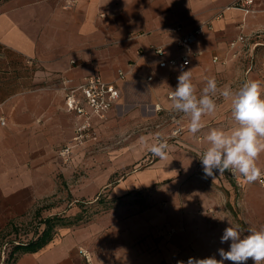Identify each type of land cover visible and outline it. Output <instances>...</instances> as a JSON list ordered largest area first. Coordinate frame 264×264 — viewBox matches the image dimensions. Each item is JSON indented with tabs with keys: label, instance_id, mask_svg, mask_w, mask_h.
<instances>
[{
	"label": "crops",
	"instance_id": "0c3cea01",
	"mask_svg": "<svg viewBox=\"0 0 264 264\" xmlns=\"http://www.w3.org/2000/svg\"><path fill=\"white\" fill-rule=\"evenodd\" d=\"M234 2L0 0V232L50 193L56 148L73 142L76 127L85 122V116L67 109L63 80L77 83L93 74L116 80L121 97L114 108L129 96L147 98L153 107L162 105V111L154 112L165 114L168 123L160 132L169 146L167 159L156 157L110 187L111 195L123 200L108 212L105 228L94 224L90 237L81 228L60 229L43 248L21 254L15 264H103L85 247L94 246L92 237L98 239L102 229H108L107 264H187L189 257L220 259L218 249L229 250L230 242L222 244L220 238L230 225L221 217L245 235L264 228V190L258 181L243 182L239 189L230 171L206 177L199 159L212 129L238 126L232 113L220 109L204 115L202 129L192 134L190 116L177 114L169 97L181 67L159 66L183 53L177 43L183 34L209 21L211 28L200 34L191 64L183 68L192 72L195 94L199 97L213 77L220 90L255 80L257 69L240 62L263 43L264 0H255L254 12L247 14L232 7ZM241 33L248 45L233 57L231 42ZM119 70L131 72L117 80ZM220 96L218 91L213 97L216 104ZM222 100L220 108L231 106ZM107 122L108 117L91 118L93 128ZM177 125L186 126L182 134L168 137ZM257 166L264 172V153ZM142 190L147 191L144 197L133 193Z\"/></svg>",
	"mask_w": 264,
	"mask_h": 264
},
{
	"label": "rangeland",
	"instance_id": "374dc122",
	"mask_svg": "<svg viewBox=\"0 0 264 264\" xmlns=\"http://www.w3.org/2000/svg\"><path fill=\"white\" fill-rule=\"evenodd\" d=\"M262 33L264 34V29ZM260 40L263 43L255 47L253 55L242 57L244 59L240 63L241 66L249 65L257 69L253 79L261 82L264 96V35ZM231 77L236 82L239 80L235 79V76ZM62 86L63 82L60 87ZM127 98L125 103L112 110L107 124L91 127L83 138L57 146L56 167L50 172L53 180L50 193L29 213L13 220L0 232V263L9 255L15 242L28 240L35 232L42 231L45 225L41 223V219L47 215L61 213L69 220L67 225L59 226L57 232L63 228H81L85 230L83 234L90 237L96 232L94 224L106 227L104 225L108 222V212L123 200L121 197L112 196L110 187L126 174L145 168L156 159L145 146V142L148 145L158 142L156 134L161 135L160 132L168 124L167 116L155 113L149 99L135 96ZM222 101L220 96L215 111L221 109L220 112H231V106L220 108ZM215 122L211 121L209 124L213 125ZM66 146H70V152L62 154ZM236 187L243 189L244 183L243 186L236 184ZM146 192L142 190L133 193L144 197ZM39 207L41 213L37 214ZM235 221L241 227H246L241 224L243 221ZM98 233V239L92 237L94 246L85 247L94 261L99 260L107 264L108 229H102Z\"/></svg>",
	"mask_w": 264,
	"mask_h": 264
},
{
	"label": "clouds",
	"instance_id": "9594fccd",
	"mask_svg": "<svg viewBox=\"0 0 264 264\" xmlns=\"http://www.w3.org/2000/svg\"><path fill=\"white\" fill-rule=\"evenodd\" d=\"M187 64V61H185ZM177 86L171 93L172 108L176 112L190 116L188 131L196 134L203 127L202 117L216 110L213 98L219 91L220 95L231 104V113L238 126L232 130L212 129L206 137L208 147L201 153L200 161L206 177L215 178V173L223 174L230 171L239 175L245 184L258 181L264 173L257 166V160L264 153V96L261 82L249 80L239 89L230 87L218 89L216 79L209 78L201 95L195 94L191 70L184 71L181 66L177 77ZM157 141L145 146L160 159H167V142L159 133ZM229 227L223 230L220 242H230L229 250L218 249L220 259L210 256L202 259L189 257L187 264H247L251 259L254 264H264V228L249 229L245 235L239 228L233 227L227 217ZM177 264H185L178 261Z\"/></svg>",
	"mask_w": 264,
	"mask_h": 264
},
{
	"label": "built area",
	"instance_id": "2783aa9c",
	"mask_svg": "<svg viewBox=\"0 0 264 264\" xmlns=\"http://www.w3.org/2000/svg\"><path fill=\"white\" fill-rule=\"evenodd\" d=\"M255 0H236L232 4V7L242 9L244 13L254 12ZM211 28V23L209 21H204L198 26L190 30L189 32L183 34L177 43L183 48V53L179 57H174L169 60H162L159 63L160 67H165L168 65L178 66L183 68L188 67L191 64V57L196 53L194 51V45L197 42L200 34L206 29ZM248 37L241 33L238 37L231 42V48L234 50L233 57H237L240 49H244L242 45L247 46ZM161 52V48L156 49ZM197 53H201L200 51ZM214 60H219V57L215 56ZM187 61V64H185ZM131 72V70H119L117 80H124L126 76ZM152 79V76L148 77V80ZM62 89L66 97L67 109L70 111H75L77 114L85 116V122L79 124L75 129V140L83 138L92 127L91 118L93 115H97L100 118L106 119L109 112L114 108L120 97L121 90L116 85L115 81H107L99 74H93L85 76L80 82L74 83L71 79L63 80ZM171 97V94L169 95ZM163 107L160 103L155 104L154 110L157 112L162 111ZM2 123L5 120L2 118ZM185 125H180L169 134L168 137L175 138L179 137ZM70 152V146H66L62 151V154ZM264 173V172H262ZM231 177L235 180L237 185L243 186V179L237 174L233 175L230 172ZM258 183L264 190V175L258 180ZM87 256V254H86ZM163 264H169L167 262Z\"/></svg>",
	"mask_w": 264,
	"mask_h": 264
},
{
	"label": "trees",
	"instance_id": "16d2710c",
	"mask_svg": "<svg viewBox=\"0 0 264 264\" xmlns=\"http://www.w3.org/2000/svg\"><path fill=\"white\" fill-rule=\"evenodd\" d=\"M36 213H41L40 207L37 208ZM11 223L12 221L9 224ZM41 223L45 225L42 231L40 233L35 232L28 240L15 242L9 255L0 264H15L21 254L40 250L55 237L58 233L57 228L67 225L69 220L61 213H54L43 217Z\"/></svg>",
	"mask_w": 264,
	"mask_h": 264
}]
</instances>
